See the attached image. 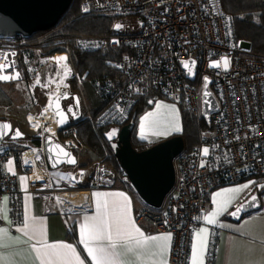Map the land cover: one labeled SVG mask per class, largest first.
I'll use <instances>...</instances> for the list:
<instances>
[{"label":"built area","instance_id":"1","mask_svg":"<svg viewBox=\"0 0 264 264\" xmlns=\"http://www.w3.org/2000/svg\"><path fill=\"white\" fill-rule=\"evenodd\" d=\"M81 9L114 15L115 24H122L121 29H114L107 36L78 35L81 47L89 50L126 47L130 51L116 62L121 80L94 84L97 94L106 101L105 106L94 114L87 99L79 93L82 113L73 123L89 120L101 126H123L138 99L159 91L171 101L185 100L193 113L199 115V85L190 83L181 63L196 59L195 81L202 78L204 84L206 77L212 80L211 89L219 100V109L212 113L211 131L202 135L194 148H185L176 159V183L162 207L146 205L137 214V221L149 225L152 231L172 234L173 264H189L193 239L209 207V195L223 185L264 174V59L251 55V44L235 37L233 18L223 8L222 0H82ZM2 37L0 57H6V61L0 59V63L14 61V64L0 74L18 72L19 78L0 83H13L23 78L19 48L26 36ZM46 41L39 40L38 52L42 53ZM57 55L66 56V62L70 60L68 48L48 57L59 64L55 58L61 56ZM225 59L229 61L227 68L223 64ZM217 61L219 67L210 66ZM73 123L57 128L53 134L78 155L79 164L67 166L72 184L108 187L119 182L118 172L107 162L80 164L85 146ZM11 142L6 139L0 146V200L6 193L12 196L13 215L18 219L22 211L20 180L17 174L5 169V164L11 157L23 155L7 148ZM204 148L209 150L207 154ZM37 160L48 168L44 154L38 153ZM33 169L32 165L24 167L29 174ZM123 180L129 181L127 175ZM216 242L217 239L213 240L212 245ZM215 254L216 249L210 250L209 258Z\"/></svg>","mask_w":264,"mask_h":264},{"label":"crops","instance_id":"2","mask_svg":"<svg viewBox=\"0 0 264 264\" xmlns=\"http://www.w3.org/2000/svg\"><path fill=\"white\" fill-rule=\"evenodd\" d=\"M160 99L166 101V98L163 99L162 97ZM100 103L101 99L98 98L92 102V106H100ZM155 103L156 106L158 101ZM154 109L152 107L139 121L138 136L148 146L175 134H181L183 131V127L180 124L181 131L179 132H171L167 136L159 137L154 135V132L157 130L152 127L151 122L154 118L150 117L148 120H143L149 112L153 113ZM142 122L144 124L146 139L141 137ZM17 151L21 152L20 150ZM11 152L16 151L13 149ZM21 154L23 156L11 157L5 164L6 170L12 167L15 174L19 176L21 189L19 198L22 200L20 217L16 219L13 215L12 196L10 194H4L0 200V208H2V211H0V218L2 220L0 229L7 230L8 238L4 245L0 246V254L8 257L10 260L16 262V264H40L36 253L32 250V245L37 243V239H31L29 235H25L24 232L20 231L26 221L29 223L34 221L39 227L43 228L45 231L44 239L47 242L72 245L79 254L80 259L84 261V264H94L81 241L80 225L83 223L85 216L95 214V202L97 198L94 194L96 192L123 193L128 198L127 204L132 219L146 236L168 233L154 232L149 225L140 224L137 221V214L147 204L130 187L121 186L117 184L118 182L116 185L108 187H93L88 184L76 187L70 181L71 178L67 171H63L66 166L58 169H51L49 166L45 168L38 162L37 155H35L36 150L27 149ZM9 161H12V164H9ZM27 165L34 167L31 174L24 171V167ZM36 173H42L47 178H38L35 182L33 175ZM21 176L27 178L26 182L21 181ZM245 184H249V187L241 191L224 192L220 197L215 195L222 190L237 189ZM252 188L253 183L245 180L238 184L223 185L216 188L209 195V207L203 217L216 211L218 206L223 207L225 201H230V203H228L227 210L223 211L216 218V224L210 225L202 218V222L197 229V232L205 227L209 229L208 249L204 257L205 264H264V195H261L262 207L260 210L249 212L239 220H234L231 217V212L254 193L252 192ZM5 197H7L6 204L4 203ZM109 199L119 200L122 204L126 203L124 197L116 196L109 197ZM216 239L217 242L213 246V240ZM155 243L152 242L149 245L153 250H155ZM194 244H197L196 235L192 246ZM213 249H216V254L210 259V250ZM135 258L132 253H128L123 257L125 260H135ZM163 258L168 261V264H173L171 261V249L164 253Z\"/></svg>","mask_w":264,"mask_h":264},{"label":"trees","instance_id":"3","mask_svg":"<svg viewBox=\"0 0 264 264\" xmlns=\"http://www.w3.org/2000/svg\"><path fill=\"white\" fill-rule=\"evenodd\" d=\"M81 3L82 0H73L69 9L61 17L54 28L37 31L31 36L24 37L25 42L19 48V62L21 70H24L23 79L25 81L30 83L31 80L25 56L29 53L34 54L39 51L38 43L41 39L47 40L42 45L41 54L44 56H50L68 48L77 72V77L71 78L70 80L74 89L79 88L78 83L82 79L91 81L93 85L97 81L106 82L109 79L115 81L122 79L121 72L118 70L116 62L122 54L130 51L128 48H114L108 46L89 50L81 47L77 41V36L82 34L94 36H107L111 34L114 31L117 17L99 12H84L81 9ZM222 4L225 11L233 18L235 37L250 42V54L264 59V0H222ZM3 40L4 37L1 36L0 44ZM190 83L199 85L200 91L202 90V78H198L197 81ZM0 92L3 93L1 83ZM98 97L101 99L100 106L93 107L91 105L94 114L103 108L106 103L101 96L98 95ZM162 97L166 98L164 93L160 91L154 92L151 95L138 99L133 108L129 121L132 119L133 114L136 113L135 127L132 132V143L138 150L148 147V144L138 136L140 118L154 106V103L159 98ZM179 104L183 122V131L181 134L185 139V148L188 150L198 145L200 137L205 133L210 132L211 128L206 123L202 114L195 115L193 113L185 100H182ZM73 124L78 128L79 137L85 146V151H88L92 157H95V159L107 162L115 168L120 177L117 184L128 186L134 193H136L131 183L123 180L126 173L121 168L111 147L110 141L105 136V133L112 126H101L95 121L89 120H82ZM32 141L35 146L41 145L40 137H34ZM93 160V158H90V161ZM87 164H89L88 161H85L81 165L86 166ZM254 177H258L254 182V191L260 192L263 196L264 187L259 189V183L264 185V174L252 175L251 177H248V179Z\"/></svg>","mask_w":264,"mask_h":264},{"label":"water","instance_id":"4","mask_svg":"<svg viewBox=\"0 0 264 264\" xmlns=\"http://www.w3.org/2000/svg\"><path fill=\"white\" fill-rule=\"evenodd\" d=\"M73 0H0V36H31L37 31L52 29L59 22L61 17L69 9ZM122 25L121 23H117ZM115 24V25H117ZM122 28V27H121ZM119 28V29H121ZM115 30H119L114 26ZM193 61L195 62L193 64ZM183 62L188 63V67ZM181 63L186 71V77L194 82L198 73V62L189 58ZM191 69V72L189 71ZM201 90V112L209 127H211L212 113L219 109V100L211 89V78L206 77ZM34 96L33 88H31ZM71 98L74 104L67 105ZM81 98L79 93L72 92L68 87H62L51 99V108L55 113L59 129L69 126L74 120L80 118L82 109L79 107ZM82 104V103H81ZM136 113L132 119L123 126H112L106 133L116 130V135L110 141L111 147L117 157L121 168L126 173L129 182L149 206L162 207L167 195L172 191L176 183L175 161L185 150L186 144L182 134H175L161 140L142 150H138L132 143V132L135 127ZM65 121L61 123L60 121ZM0 124L10 125L3 129L0 135V146L6 139L17 141L24 139L27 134L19 126H15L10 119L0 118ZM22 135L15 136V130ZM57 145L60 147L57 148ZM43 150L48 166L51 169H58L63 166H76L79 158L76 152L68 148L53 134L47 133L43 139ZM65 153L70 156H65ZM75 158L76 163L66 162ZM60 161V162H57ZM55 165V166H53ZM255 197V201H253ZM262 199L260 192L252 193L246 200L237 206L231 213L237 212L231 217L234 220L241 219L245 214L260 210Z\"/></svg>","mask_w":264,"mask_h":264},{"label":"snow or ice","instance_id":"5","mask_svg":"<svg viewBox=\"0 0 264 264\" xmlns=\"http://www.w3.org/2000/svg\"><path fill=\"white\" fill-rule=\"evenodd\" d=\"M84 11H88L87 8ZM117 29L121 28L122 25H115ZM15 55V53H12ZM6 61V57H0ZM57 61H66V56L55 58ZM185 67H188L187 62H183ZM195 62L193 61V64ZM14 64V61L11 62ZM11 64L5 62L0 63V73H3L4 69ZM224 67L229 66V61L225 59L223 61ZM213 67H219L220 62H214ZM70 69H66L65 74ZM191 72V69H189ZM19 73L13 75L0 74V80L18 79ZM207 80V78H205ZM39 83V81H37ZM160 107L168 109L167 114H161ZM153 117L152 127L157 130L154 132L156 136H167L171 132L181 131L179 122V110L175 106L170 105H158L157 112L149 113L143 120H148ZM31 120V117H29ZM61 123L65 121L61 120ZM10 125L0 124V135H3V129L9 128ZM22 133L17 129L15 130V136L19 137ZM109 139L116 135V130L106 133ZM141 137L146 139L144 135V124L141 123ZM60 146L57 145V148ZM208 149L204 148V154L208 153ZM65 156L70 154L65 153ZM60 162V161H57ZM66 162L76 163L75 158H70ZM26 163H28L26 161ZM12 164V161H9ZM55 166V165H53ZM15 175L14 168L8 169ZM81 175L83 173L81 172ZM21 181L27 180L26 177L21 176ZM75 179V178H73ZM253 183V182H249ZM249 187V184L240 186L237 189H225L221 192L216 193L217 197L223 195L224 192L229 191H241ZM264 187V185H262ZM95 214L84 217L83 223L80 225L81 241L84 244V248L87 250L88 256L94 262V264H168V261L164 259V253L170 251L172 234H158L154 236H146L141 229L135 224L132 219L127 204L128 198L123 193H101L96 192L95 194ZM124 197L126 203H121L116 199H109V197ZM103 198V199H101ZM255 201V197L252 198ZM7 197L4 198L6 204ZM230 201H225L223 207L217 208L216 211L211 212L209 215L203 217L208 224L214 225L217 223V217L227 210V206ZM241 209H237L239 212ZM2 211V208H0ZM237 212L231 213L236 215ZM25 235H29L31 239H37V243L32 245V250L36 253L37 259L40 264H84V261L80 259L76 249L66 243H49L45 237V231L39 227L34 221L29 223L25 222L23 228L20 229ZM208 234L209 229L207 227L202 228L196 233L197 244L192 246V254L190 256V264H205L204 257L206 256L208 249ZM7 230L0 229V246H3L7 240ZM15 239V238H12ZM152 242H156L154 247L155 250L149 247ZM132 253L136 258L135 260H125L123 257L126 254ZM0 264H16V262L10 260L8 257L0 254Z\"/></svg>","mask_w":264,"mask_h":264},{"label":"rangeland","instance_id":"6","mask_svg":"<svg viewBox=\"0 0 264 264\" xmlns=\"http://www.w3.org/2000/svg\"><path fill=\"white\" fill-rule=\"evenodd\" d=\"M25 61L30 74V83L25 81L23 78L13 83H1L3 93L0 92V118L12 120L15 126L21 127V129L27 134L24 139L9 143L7 148H9L10 151L13 149L14 151L20 150L22 153L27 149H33L36 150L35 155H37L38 153L44 154L43 139L45 134L49 132L46 130L45 125L39 129H32L31 123L28 119V115L30 113L41 115L44 112L46 106L50 104L53 96L57 92H59L62 87H68L72 91L82 94L87 99L88 104L91 108L92 102L99 97L96 93L94 85L87 79H82L81 81H79L78 89H74L72 87L70 80L71 78L77 77V72L75 70L71 55L68 62L60 61V63L58 64L53 60V58L44 56L41 54V52H35L34 54H27V56H25ZM66 69H70V71H67V74H65ZM22 73L24 74V70H22ZM37 81H39V83H37ZM31 88H33L34 96L32 94ZM165 100L166 101H162L159 98L157 100L158 103L156 106V103H154L153 107L155 109L153 110V112H157L158 105L161 104L175 106V108L179 110V122L183 127L180 104L167 98ZM159 111L161 114L166 115L168 109L160 107ZM205 134L208 135L209 132ZM34 137L41 138L40 146L34 145L32 141ZM85 150L82 155L80 164L88 161L89 164L87 165H92V163L100 161L99 159H95L94 156L92 157L89 152ZM90 158H93L94 160L90 161ZM67 170L68 168L66 166L63 171ZM257 178L254 177L248 181L255 182ZM254 182L252 192H256L254 191ZM261 188L262 184L259 183V189Z\"/></svg>","mask_w":264,"mask_h":264},{"label":"bare ground","instance_id":"7","mask_svg":"<svg viewBox=\"0 0 264 264\" xmlns=\"http://www.w3.org/2000/svg\"><path fill=\"white\" fill-rule=\"evenodd\" d=\"M251 44L250 42H248ZM57 56H62V55H57ZM31 117V120L29 119ZM28 119L31 123L32 129H39L42 126L45 125L46 130L51 133V134H56L57 133V120L55 117V113L53 112L51 108V104H48L44 110V112L41 115H35L30 113L28 115ZM211 128V127H210ZM33 150V149H32ZM38 178H47L45 175L42 173H36L33 175V180L36 182Z\"/></svg>","mask_w":264,"mask_h":264},{"label":"flooded vegetation","instance_id":"8","mask_svg":"<svg viewBox=\"0 0 264 264\" xmlns=\"http://www.w3.org/2000/svg\"><path fill=\"white\" fill-rule=\"evenodd\" d=\"M72 91V90H71ZM73 92V91H72ZM37 102V101H35ZM75 103V100L73 98H71L69 101L66 102L67 105H70V104H74ZM79 107L82 109V104L80 103L79 104ZM14 142V141H13ZM12 143V142H11Z\"/></svg>","mask_w":264,"mask_h":264}]
</instances>
